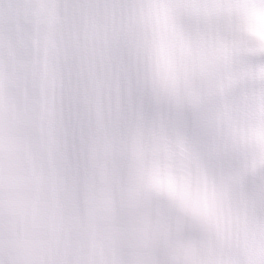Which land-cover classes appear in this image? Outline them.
<instances>
[{
    "label": "snow or ice",
    "instance_id": "1",
    "mask_svg": "<svg viewBox=\"0 0 264 264\" xmlns=\"http://www.w3.org/2000/svg\"><path fill=\"white\" fill-rule=\"evenodd\" d=\"M216 3L143 0L138 73L124 104L133 114L165 120L171 143L185 151L197 176H222L241 162L264 173V49L256 50L243 16L232 21L227 36L214 35ZM204 69L212 71L203 86L185 93L188 75ZM135 186L145 198L142 224L161 239L163 258L156 264H200L187 242L209 238L203 221L215 212L214 186L163 164L141 170ZM110 191L102 184V193ZM169 249L174 258L167 257ZM255 264H264V243Z\"/></svg>",
    "mask_w": 264,
    "mask_h": 264
},
{
    "label": "clouds",
    "instance_id": "2",
    "mask_svg": "<svg viewBox=\"0 0 264 264\" xmlns=\"http://www.w3.org/2000/svg\"><path fill=\"white\" fill-rule=\"evenodd\" d=\"M248 31L257 37L264 36V8L250 4L243 15Z\"/></svg>",
    "mask_w": 264,
    "mask_h": 264
}]
</instances>
